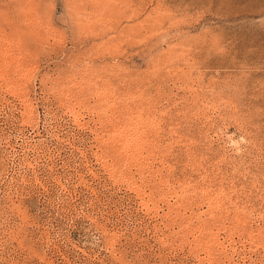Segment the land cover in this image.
Instances as JSON below:
<instances>
[{
	"label": "rangeland",
	"instance_id": "obj_1",
	"mask_svg": "<svg viewBox=\"0 0 264 264\" xmlns=\"http://www.w3.org/2000/svg\"><path fill=\"white\" fill-rule=\"evenodd\" d=\"M0 264H264V0H0Z\"/></svg>",
	"mask_w": 264,
	"mask_h": 264
}]
</instances>
